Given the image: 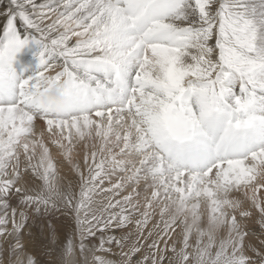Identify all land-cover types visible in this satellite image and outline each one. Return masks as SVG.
<instances>
[{
	"label": "snow or ice",
	"instance_id": "6c2138e0",
	"mask_svg": "<svg viewBox=\"0 0 264 264\" xmlns=\"http://www.w3.org/2000/svg\"><path fill=\"white\" fill-rule=\"evenodd\" d=\"M0 264H264V0L0 7Z\"/></svg>",
	"mask_w": 264,
	"mask_h": 264
},
{
	"label": "rangeland",
	"instance_id": "374dc122",
	"mask_svg": "<svg viewBox=\"0 0 264 264\" xmlns=\"http://www.w3.org/2000/svg\"><path fill=\"white\" fill-rule=\"evenodd\" d=\"M7 2H8V0H6V4H7ZM6 4H5V5H6ZM5 5H4V6H5ZM56 219H57V220H60L61 222H63V217L61 216L60 213H57V214H56ZM252 226H253V227H252ZM251 227H252L253 231H255L256 233H259V228H258V226H256V225L253 224V225H251ZM256 229H257V230H256Z\"/></svg>",
	"mask_w": 264,
	"mask_h": 264
},
{
	"label": "bare ground",
	"instance_id": "6f19581e",
	"mask_svg": "<svg viewBox=\"0 0 264 264\" xmlns=\"http://www.w3.org/2000/svg\"><path fill=\"white\" fill-rule=\"evenodd\" d=\"M6 4V0H0V7H3ZM55 154V153H54ZM253 227V226H252ZM257 230V229H256ZM259 234V233H257Z\"/></svg>",
	"mask_w": 264,
	"mask_h": 264
}]
</instances>
